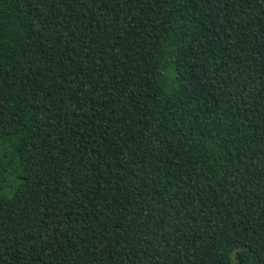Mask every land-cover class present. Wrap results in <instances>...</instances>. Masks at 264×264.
<instances>
[{"label":"trees","instance_id":"16d2710c","mask_svg":"<svg viewBox=\"0 0 264 264\" xmlns=\"http://www.w3.org/2000/svg\"><path fill=\"white\" fill-rule=\"evenodd\" d=\"M0 264H264V0H0Z\"/></svg>","mask_w":264,"mask_h":264}]
</instances>
